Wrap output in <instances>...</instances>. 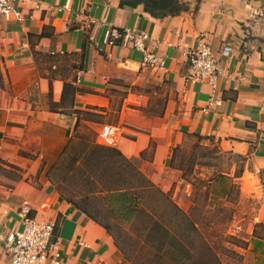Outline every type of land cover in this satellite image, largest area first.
Wrapping results in <instances>:
<instances>
[{"label":"crops","instance_id":"crops-1","mask_svg":"<svg viewBox=\"0 0 264 264\" xmlns=\"http://www.w3.org/2000/svg\"><path fill=\"white\" fill-rule=\"evenodd\" d=\"M10 5L0 17V264H8L3 238L19 226L23 209L54 222L65 264H122L102 226L36 180L41 163L59 154L83 114L104 116L117 128L111 151L139 159L145 176L163 171L161 190H172L186 214L180 185L164 178L174 176L173 149L186 134L215 140L222 153L240 160L234 183L239 202L250 206L235 219L264 221V60L245 48L239 30L264 11V0H198L162 17L141 2L121 0ZM124 28L147 34L144 51L107 43L111 30ZM201 39L219 54L223 68L214 89L188 78L185 52ZM150 53L157 64L146 61ZM149 81L169 87L163 111L151 110L149 97L130 90Z\"/></svg>","mask_w":264,"mask_h":264},{"label":"rangeland","instance_id":"rangeland-1","mask_svg":"<svg viewBox=\"0 0 264 264\" xmlns=\"http://www.w3.org/2000/svg\"><path fill=\"white\" fill-rule=\"evenodd\" d=\"M173 1L181 9L197 2ZM239 30L245 48L258 51L264 60V11L253 13ZM130 90L149 97L151 110L163 111L168 86L149 81ZM88 115L83 114L84 121L76 124V133L59 154L41 163L36 180L42 186L49 183L48 191L102 226L122 264H264V221L251 225L248 218L234 217L250 206L239 202L234 183L238 158L222 153L211 138L183 137L173 149L174 176L164 178L180 185L188 201L186 214L171 198L172 190H161L164 172L145 176L139 159L102 145L100 125L90 121L105 123L104 116Z\"/></svg>","mask_w":264,"mask_h":264},{"label":"built area","instance_id":"built-area-1","mask_svg":"<svg viewBox=\"0 0 264 264\" xmlns=\"http://www.w3.org/2000/svg\"><path fill=\"white\" fill-rule=\"evenodd\" d=\"M12 0H0V17L10 12ZM147 34L124 28L121 31L111 30L107 43L111 46L128 44L135 50L144 51ZM230 47L226 46L220 53L228 55ZM189 73L193 82H205L212 89L223 75L219 54L211 44L201 39L195 47L185 52ZM147 62L158 63L151 53L145 57ZM118 134L117 128L109 123L99 127L98 139L102 145L112 146ZM19 226L10 229L3 238L8 264H65L59 242L55 236V224L50 220H37L28 210L19 213Z\"/></svg>","mask_w":264,"mask_h":264},{"label":"trees","instance_id":"trees-1","mask_svg":"<svg viewBox=\"0 0 264 264\" xmlns=\"http://www.w3.org/2000/svg\"><path fill=\"white\" fill-rule=\"evenodd\" d=\"M198 1V0H197ZM141 2L145 8L155 16H164V15H174L179 14L184 11L186 8L181 9L180 7L175 6L173 0H121V4L125 5H134L136 3Z\"/></svg>","mask_w":264,"mask_h":264}]
</instances>
